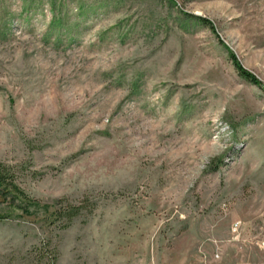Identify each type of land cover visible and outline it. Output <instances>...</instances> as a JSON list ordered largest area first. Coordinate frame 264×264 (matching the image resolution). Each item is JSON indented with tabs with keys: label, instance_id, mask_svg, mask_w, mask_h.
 <instances>
[{
	"label": "rangeland",
	"instance_id": "obj_1",
	"mask_svg": "<svg viewBox=\"0 0 264 264\" xmlns=\"http://www.w3.org/2000/svg\"><path fill=\"white\" fill-rule=\"evenodd\" d=\"M232 53L264 83V0H0V163L38 202L0 195V264H264Z\"/></svg>",
	"mask_w": 264,
	"mask_h": 264
},
{
	"label": "trees",
	"instance_id": "obj_2",
	"mask_svg": "<svg viewBox=\"0 0 264 264\" xmlns=\"http://www.w3.org/2000/svg\"><path fill=\"white\" fill-rule=\"evenodd\" d=\"M202 20L210 25L211 28L215 31L214 26L209 20H206L205 18H202ZM232 58L236 64V67L239 71V73L244 76L246 79L250 80L252 83L258 84L262 87H264V83L256 76L254 73H252L250 70L245 68L240 61H238L237 56L232 53ZM5 167L3 164L0 163V195L3 197L4 200H13L16 199L19 202L24 203L26 205L24 207V210L28 213H30L28 207L32 205H38V202L35 200H32L27 194L19 187L17 184H14L12 180L7 179V174L3 173V168ZM74 209L78 213L79 207L75 206ZM0 217H5L0 213Z\"/></svg>",
	"mask_w": 264,
	"mask_h": 264
},
{
	"label": "built area",
	"instance_id": "obj_3",
	"mask_svg": "<svg viewBox=\"0 0 264 264\" xmlns=\"http://www.w3.org/2000/svg\"><path fill=\"white\" fill-rule=\"evenodd\" d=\"M238 226H239V223L238 222H235L234 223V229L237 230L238 229Z\"/></svg>",
	"mask_w": 264,
	"mask_h": 264
}]
</instances>
